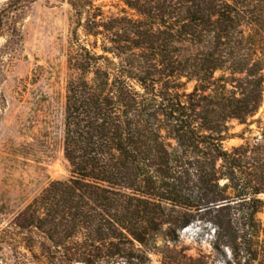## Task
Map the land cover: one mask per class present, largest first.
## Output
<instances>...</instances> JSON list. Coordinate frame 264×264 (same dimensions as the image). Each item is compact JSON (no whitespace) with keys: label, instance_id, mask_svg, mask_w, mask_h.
Listing matches in <instances>:
<instances>
[{"label":"trees","instance_id":"1","mask_svg":"<svg viewBox=\"0 0 264 264\" xmlns=\"http://www.w3.org/2000/svg\"><path fill=\"white\" fill-rule=\"evenodd\" d=\"M34 1L10 0L0 30ZM68 1L94 40L75 33L67 60L70 176L0 227V243L23 249L20 263L151 264L141 247L162 231L178 241L205 212L217 248L240 241L255 260L264 129L231 150L223 141L263 103L264 0H124L133 13L112 16Z\"/></svg>","mask_w":264,"mask_h":264},{"label":"rangeland","instance_id":"2","mask_svg":"<svg viewBox=\"0 0 264 264\" xmlns=\"http://www.w3.org/2000/svg\"><path fill=\"white\" fill-rule=\"evenodd\" d=\"M10 0H0V12ZM105 16L132 14L124 0H93ZM0 30V227L53 180L70 176L64 156V106L68 55L74 35L92 43L93 37L79 27L68 0H36L23 11L2 17ZM194 82L186 89L191 91ZM264 129V99L256 115L246 123L231 122L232 137L223 141L231 150L260 137ZM225 180H222L224 183ZM264 199V193L260 195ZM192 222L171 241L162 231L146 250L151 264H264V208L257 214L259 236L252 249L216 247L215 226L205 212L194 213ZM165 229V228H164ZM15 246L0 243V264L20 263ZM105 264H127L114 260Z\"/></svg>","mask_w":264,"mask_h":264}]
</instances>
